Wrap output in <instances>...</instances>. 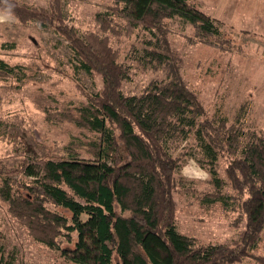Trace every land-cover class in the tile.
I'll use <instances>...</instances> for the list:
<instances>
[{"label": "trees", "instance_id": "obj_1", "mask_svg": "<svg viewBox=\"0 0 264 264\" xmlns=\"http://www.w3.org/2000/svg\"><path fill=\"white\" fill-rule=\"evenodd\" d=\"M0 8L23 24L36 20L54 27L68 40L77 66L103 79L86 102L53 110L93 133L82 142L84 148L75 150L76 141L70 140L74 148L63 157L24 156L13 168H0V196L35 239L61 249L76 264H234L252 255L264 229L263 135L250 133L244 141L242 128L225 117L201 121L202 103L173 74L153 80L140 93H126L122 83L130 68L109 36L67 24L62 0L40 8L0 0ZM96 17L105 31H117L115 18L146 30L137 56L145 66L168 61L162 49L168 18L192 24L203 41L224 40L219 21L191 0H115ZM0 65L13 69L4 60ZM191 134L209 159L218 191L222 179L215 162L224 147L233 153L228 182L237 198L242 196L247 223L232 242L201 243L178 228L175 192L186 183L177 175L182 155L175 151ZM0 264H22L17 249L0 245Z\"/></svg>", "mask_w": 264, "mask_h": 264}, {"label": "rangeland", "instance_id": "obj_2", "mask_svg": "<svg viewBox=\"0 0 264 264\" xmlns=\"http://www.w3.org/2000/svg\"><path fill=\"white\" fill-rule=\"evenodd\" d=\"M18 1L39 8L50 2ZM191 2L219 21L224 40L203 41L192 24L178 17L168 18L162 49L169 58L158 67L145 66L137 58L145 46L146 30L128 28L120 18L113 19L116 32L100 26L97 13L108 11L115 0H62V15L67 24L80 30L109 36L120 60L130 68L129 79L122 83L126 93H140L153 80L173 74L202 103L201 121L215 117L220 122L225 117L228 124L242 128L244 141L250 133L264 136V0ZM1 31L0 60L13 69L8 71L0 65V168H13L24 156L63 157L68 148H74L70 140L76 141L75 150L84 148L82 142L93 133L53 112L86 102L88 95L102 88V76L79 68L68 40L52 26L44 27L36 20L27 24L17 21ZM178 153L182 161L177 175L184 178L187 188L175 192L179 230L201 243H228L239 238L247 214L242 196L237 198L228 182L233 153L224 147L215 162L222 179L219 191L209 159L196 145L193 134L179 143ZM15 177L29 180L24 174ZM62 244L68 245L66 240ZM0 245L7 250L16 248L22 264H76L61 249L35 239L1 196ZM234 264H264V229L252 255Z\"/></svg>", "mask_w": 264, "mask_h": 264}, {"label": "crops", "instance_id": "obj_3", "mask_svg": "<svg viewBox=\"0 0 264 264\" xmlns=\"http://www.w3.org/2000/svg\"><path fill=\"white\" fill-rule=\"evenodd\" d=\"M0 16H3L4 19L0 20V38L1 36H3L2 34V28L4 26V28L8 25V24H12L15 26V23L17 22V19L14 15L4 12L1 8H0Z\"/></svg>", "mask_w": 264, "mask_h": 264}, {"label": "clouds", "instance_id": "obj_4", "mask_svg": "<svg viewBox=\"0 0 264 264\" xmlns=\"http://www.w3.org/2000/svg\"><path fill=\"white\" fill-rule=\"evenodd\" d=\"M4 19V17L3 16H0V20H3Z\"/></svg>", "mask_w": 264, "mask_h": 264}]
</instances>
